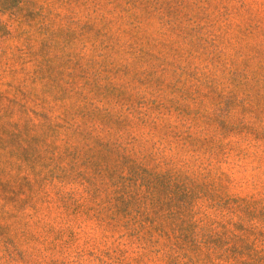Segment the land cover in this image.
I'll list each match as a JSON object with an SVG mask.
<instances>
[{
  "label": "rangeland",
  "instance_id": "374dc122",
  "mask_svg": "<svg viewBox=\"0 0 264 264\" xmlns=\"http://www.w3.org/2000/svg\"><path fill=\"white\" fill-rule=\"evenodd\" d=\"M0 264H264V0L0 11Z\"/></svg>",
  "mask_w": 264,
  "mask_h": 264
},
{
  "label": "trees",
  "instance_id": "16d2710c",
  "mask_svg": "<svg viewBox=\"0 0 264 264\" xmlns=\"http://www.w3.org/2000/svg\"><path fill=\"white\" fill-rule=\"evenodd\" d=\"M23 0H0V11L8 12L19 6Z\"/></svg>",
  "mask_w": 264,
  "mask_h": 264
}]
</instances>
